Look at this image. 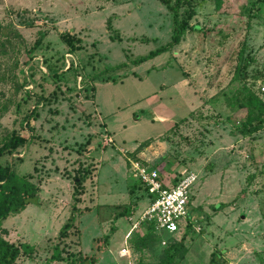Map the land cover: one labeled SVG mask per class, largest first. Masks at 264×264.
<instances>
[{"label":"rangeland","instance_id":"374dc122","mask_svg":"<svg viewBox=\"0 0 264 264\" xmlns=\"http://www.w3.org/2000/svg\"><path fill=\"white\" fill-rule=\"evenodd\" d=\"M254 13L247 0H224L219 8L202 3L190 20L198 31H188L170 52L131 65L170 39L171 14L158 0H0V24L21 36L13 39L20 43L18 79L0 84V104L7 105L0 139L12 131L29 138L0 163L31 174L40 190L38 203L1 222L6 240L36 248L16 264H71L69 253L94 255L95 264H161L173 241L186 251L168 264H264V131L243 136L236 123L243 112L224 98L236 86L242 53L252 60L244 82L264 100V15L250 18ZM61 33L80 38L83 49L67 54ZM45 60L83 70L53 78ZM123 62L127 67L103 76L110 81L83 86L81 76ZM23 80L26 87L17 89ZM34 107L30 133L24 116ZM131 161L155 168L169 184L181 172L198 176L193 226L170 237L157 233L165 245L153 237L142 246L146 225L133 227L146 200H136ZM78 164L89 174L75 196ZM73 206L80 210L75 226L59 241ZM56 244L65 248V261H49Z\"/></svg>","mask_w":264,"mask_h":264},{"label":"trees","instance_id":"16d2710c","mask_svg":"<svg viewBox=\"0 0 264 264\" xmlns=\"http://www.w3.org/2000/svg\"><path fill=\"white\" fill-rule=\"evenodd\" d=\"M158 1L171 14L172 33L170 39L164 45L157 47L156 49L148 52L146 55L130 60L128 63H130L131 65H139L143 62L155 58L156 56L162 53L170 52L174 47L178 46L181 43L184 35L188 31H198V26H193L190 24V20L195 15V9L198 5L207 2L210 5H214L215 8H219L224 2V0ZM247 1L250 7L255 11L254 14H250V18L256 17L258 15H264V0H256L254 2H250V0ZM241 7L242 9H246V5ZM246 11L248 10L246 9ZM27 25L31 26V24ZM39 35H41L42 37L44 33H40ZM15 38L18 40L21 39V36L17 32L16 28L12 27L11 24L8 25V28L7 26H3L0 24V84H6L8 81H12V79H18L16 75V70L19 67V61L16 59L15 54L19 51V48L17 47H19L20 43H18L16 47V45L13 43V39ZM59 38L62 44L67 48V54L72 55L75 54V52L81 51L83 49L81 39L74 35H70L69 33H61L59 35ZM39 41L40 39L36 42V44L39 43ZM5 58L10 61L9 63H11V65L5 63ZM29 61H32V57L29 58ZM251 61V59L243 57L242 53L239 54L238 64L234 69V73L231 80V84L235 83L236 86L227 94H224L226 105L231 107V109H234L235 113L239 111L243 112V114H241V116L237 118L238 120L236 122L238 123L237 128L239 129V132L243 136H249L259 131H264V100H262L254 92H252L248 85L244 82L246 79V71ZM44 63L46 69L52 74V77L58 79L62 77L64 73L67 72H72L76 75V77H78L77 74H81L83 70L82 68L79 69L76 65L73 64H68L66 70H63V64L58 61L54 64H51L50 62L45 60ZM128 63L123 62L113 67L103 68L99 72L93 73L90 76H81V80H83V86L85 87V85H87L88 83H94L96 81H110L109 79L104 78L103 76L109 75L110 72H113L115 70L127 67ZM29 77L33 78V73H30ZM111 81L113 83L117 82L114 79H111ZM26 85V80H23L20 83L18 82L17 89H22L26 87ZM92 90L94 91V87H92ZM28 93L29 92H27V97L29 96ZM43 100V96H38L37 102ZM23 101L26 100L23 99ZM35 108L36 107H34L24 116V126L28 129V131H30V133L33 132V127L30 124V121L36 119L37 117ZM6 109L7 105L1 106L0 104L1 113ZM28 141L29 138L19 134L18 132L12 131L10 133H7L0 139V158L4 155L13 154L15 151H17L18 148L24 146ZM138 151L139 150H135V153ZM88 174V168H85L82 164H78L76 174L73 176V183L75 185V196H80L83 192V183ZM159 178L161 180L163 179L160 174ZM164 183L166 184L167 182ZM135 186L137 187L140 193V196L136 200L141 201L145 199L147 203L149 195L146 186H144L138 181H136ZM39 191V186L33 181V176L31 174H18L11 165L0 163V264H16L17 260L20 257L31 258L35 254L36 248L30 244H14L6 240L3 236L4 230L1 228V222L2 220L6 219L11 215L18 214L27 205L32 203H38ZM74 201L76 203L79 202V198H75ZM222 208V204L212 207L213 211H219ZM72 212L73 213L69 216V218L59 230V241L66 239L69 236L70 230L75 226L77 217L76 215L80 212V210L76 206H73ZM130 212L131 210H127V212H121L119 216H117V218H121L124 215H128L130 214ZM190 227V225H186L183 227V229L187 230ZM144 228L147 230V234L144 238L140 239V241L142 242V246H145L146 241L152 240L151 238L153 237L156 239L157 243L161 241L162 238H159V236L155 233L151 225H146ZM172 235L164 236L170 237ZM185 251L186 250L182 249V245L179 242H170L165 246L163 250V254L165 255V257L164 259L160 258V263L168 264L175 257L182 258ZM64 253H66L64 247L60 248L59 244L54 245L52 249V255L49 258V261H65V258L63 257ZM67 256H70L69 258L71 264H95L97 261V258L94 255L88 256L79 254L78 256H75L69 253L67 254ZM47 264H49V262Z\"/></svg>","mask_w":264,"mask_h":264},{"label":"built area","instance_id":"2783aa9c","mask_svg":"<svg viewBox=\"0 0 264 264\" xmlns=\"http://www.w3.org/2000/svg\"><path fill=\"white\" fill-rule=\"evenodd\" d=\"M264 91V88H261ZM111 141V139H108ZM131 177L147 188L148 202L133 219V227L151 225L155 233L172 235L184 226H193L190 210L192 190L198 176L194 171L181 172L175 182L164 183L155 168L131 161ZM165 245V240L161 241Z\"/></svg>","mask_w":264,"mask_h":264},{"label":"crops","instance_id":"0c3cea01","mask_svg":"<svg viewBox=\"0 0 264 264\" xmlns=\"http://www.w3.org/2000/svg\"><path fill=\"white\" fill-rule=\"evenodd\" d=\"M144 63V62H143ZM97 85L94 84V92H95V88H96Z\"/></svg>","mask_w":264,"mask_h":264}]
</instances>
